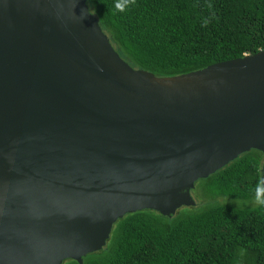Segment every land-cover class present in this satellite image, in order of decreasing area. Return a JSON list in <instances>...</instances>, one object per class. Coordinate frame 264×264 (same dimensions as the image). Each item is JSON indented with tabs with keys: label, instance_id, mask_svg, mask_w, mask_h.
<instances>
[{
	"label": "water",
	"instance_id": "95a60500",
	"mask_svg": "<svg viewBox=\"0 0 264 264\" xmlns=\"http://www.w3.org/2000/svg\"><path fill=\"white\" fill-rule=\"evenodd\" d=\"M264 155V48L174 76L124 61L86 0H0V264L102 249L129 212Z\"/></svg>",
	"mask_w": 264,
	"mask_h": 264
},
{
	"label": "trees",
	"instance_id": "16d2710c",
	"mask_svg": "<svg viewBox=\"0 0 264 264\" xmlns=\"http://www.w3.org/2000/svg\"><path fill=\"white\" fill-rule=\"evenodd\" d=\"M86 0L119 56L174 76L264 48V0ZM204 21H207L205 24ZM264 155L239 154L195 182L200 198L171 216L142 209L117 220L102 249L62 264H264V208L254 190ZM200 194V196H199Z\"/></svg>",
	"mask_w": 264,
	"mask_h": 264
},
{
	"label": "clouds",
	"instance_id": "9594fccd",
	"mask_svg": "<svg viewBox=\"0 0 264 264\" xmlns=\"http://www.w3.org/2000/svg\"><path fill=\"white\" fill-rule=\"evenodd\" d=\"M128 2H129V0H124V2L122 4H117L116 10L119 12H123L125 10V8L127 7ZM204 23L206 24L207 21H204ZM254 191L256 193H264V179H262L261 181L258 182ZM255 203L258 204L261 208H264V196L257 195L255 197Z\"/></svg>",
	"mask_w": 264,
	"mask_h": 264
},
{
	"label": "rangeland",
	"instance_id": "374dc122",
	"mask_svg": "<svg viewBox=\"0 0 264 264\" xmlns=\"http://www.w3.org/2000/svg\"><path fill=\"white\" fill-rule=\"evenodd\" d=\"M195 186V185H194ZM191 195L192 197L195 199L196 201V204L199 202L200 198H198L197 194H196V191H195V187L193 188V190L191 191ZM200 196V194H199ZM201 197V196H200Z\"/></svg>",
	"mask_w": 264,
	"mask_h": 264
}]
</instances>
